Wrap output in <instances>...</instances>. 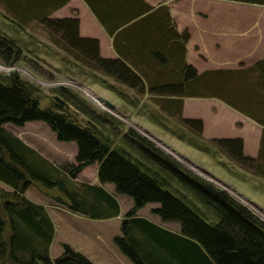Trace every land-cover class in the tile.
<instances>
[{
    "label": "trees",
    "instance_id": "16d2710c",
    "mask_svg": "<svg viewBox=\"0 0 264 264\" xmlns=\"http://www.w3.org/2000/svg\"><path fill=\"white\" fill-rule=\"evenodd\" d=\"M1 1L20 20L40 21L58 36L53 42L84 66L139 93L160 97L157 99L163 102L162 108L195 136L202 137V121L181 115L183 97L217 98L262 126L256 157L243 153L238 137L211 138L209 145L245 171L264 177V59L247 69L198 73L184 62L188 31L177 32L164 13L141 17L151 9L143 0H85L109 35L127 29L121 39L120 58H104L98 53L97 39L78 35L76 17L48 18L69 0ZM232 1L264 5V0ZM0 59L5 65L33 61L14 39L2 33ZM56 93L86 116V124L79 123L72 112L50 98L43 103L39 88L17 74L11 73L8 78L0 74V183L10 188L0 189V264H94L66 243L60 244L58 256H50L53 223L42 205L24 195L34 182L58 190L55 201L70 213L93 220L118 216L117 195L130 199L131 207L119 225L121 234L112 242L132 264H264V220L133 129L92 110L76 94L65 88ZM30 121L47 125L57 141L73 142L75 163L53 165L2 127L5 123L22 127ZM100 125L120 134L174 177L212 209L217 219L201 218L196 209L165 187L159 170L151 175L138 167L126 157L125 147L111 142ZM93 164L97 165L99 184H111L112 194L99 185L75 182L81 170ZM148 203L158 204L150 209L151 215L161 222L178 223L179 231L171 232L137 218L136 212Z\"/></svg>",
    "mask_w": 264,
    "mask_h": 264
},
{
    "label": "rangeland",
    "instance_id": "374dc122",
    "mask_svg": "<svg viewBox=\"0 0 264 264\" xmlns=\"http://www.w3.org/2000/svg\"><path fill=\"white\" fill-rule=\"evenodd\" d=\"M179 4L184 8L179 11L178 16L186 25L193 44H197L200 33L194 20L191 18L192 13L198 15L196 18L201 25L200 28L206 26L213 28L217 21H219L218 23L225 24L226 21L230 22V18L232 17L235 23L233 27L237 30L248 27L257 18L259 11L264 10V7L259 5L232 0H180ZM201 13L206 15V17L202 16ZM7 16L11 18V13L0 0V33L14 39L21 47L22 52L33 59V61L32 63L18 61L10 65L0 63L1 74L10 75L11 73H15L18 76L23 75L25 77L24 81L39 88L40 95L41 92L43 94L42 101L46 104L49 98L51 99V95H58L56 93L57 90L60 88L67 89L81 98L95 112L113 117L118 122V125L133 129L193 174L227 191L238 202L264 220V177L245 171L216 148L209 145L211 138H222L218 137L220 135H232L226 121H223L220 126L216 127L214 122L209 119L202 137L195 136L179 123L177 117L171 116L162 108L163 102H159L161 99H157L147 92L139 93L116 82L101 72L84 66L53 42V38L58 37L57 35L51 34L37 22H30L19 27L16 23L14 24L11 20H8ZM233 36L232 31L221 38L224 41L227 40L225 38H231L234 41L235 37ZM203 38L206 43L212 45L214 37L211 34H204ZM193 62L197 63L196 65L200 69L201 67H207L206 64H201L202 60L200 58L195 57ZM110 86L114 89H110ZM99 98H103L113 104L114 109L99 101ZM183 99H186L185 109L188 116L190 114L196 117L200 113L209 112L208 106L205 102L201 101L205 98L183 97L181 103ZM41 106H44V104H41ZM70 108L72 111H68L76 116L78 122L86 124L88 120L86 116L72 105H70ZM188 116L186 118H193ZM2 127L21 141L29 142L33 149H36L47 160H51L54 165H62L65 162L75 163V144L73 142L57 141L55 134L50 133L51 130L48 126L40 121L26 122L22 127L5 123ZM99 127L103 132L110 135L111 142L125 147V150L128 151L126 157L136 163L138 167L151 175H155L157 170H159L161 177L165 179L163 181L165 187L185 205H191L196 209L201 214V218H206L210 221L217 219L212 209L202 204L193 193L182 186L174 177L160 170L159 167L149 161L134 146L123 140L120 134L114 133L110 129H105L101 125ZM227 129H229L228 132ZM254 145L255 142L248 141L246 146L248 154L253 152ZM85 169L84 174L81 172L78 174L76 183L87 182L93 176V173H95L96 164L90 165ZM105 188L109 189V187ZM0 189L3 188L0 187ZM7 189L6 187L3 190ZM44 192L52 196L53 199L57 197L56 195H59L56 189H47L38 182L32 184L30 194H41L45 197L47 195H44ZM110 192H113V190L110 189ZM117 200L120 208L119 216L122 218L131 207V201L121 195H117ZM53 201L56 203V206H60L55 200ZM154 207H158V204L148 203L139 213L159 223L166 229L174 232L179 231L178 223H161L158 217L151 215L150 209ZM121 218L100 220L93 222L90 226H82L81 229L89 235L87 242L84 236L73 233H68V237L66 236L65 239L77 251L88 252L89 250L92 252L95 257L94 261L98 264H118L115 258L111 256V250L108 245L116 247L112 242V237L121 234L119 229ZM61 233L62 228L60 227L58 238L61 237ZM94 242L97 245L101 242V244L103 243L107 247L104 254L91 247ZM60 253V244L54 241L50 249V256L54 258ZM90 261L93 262L92 260Z\"/></svg>",
    "mask_w": 264,
    "mask_h": 264
},
{
    "label": "crops",
    "instance_id": "0c3cea01",
    "mask_svg": "<svg viewBox=\"0 0 264 264\" xmlns=\"http://www.w3.org/2000/svg\"><path fill=\"white\" fill-rule=\"evenodd\" d=\"M179 1L180 0H143V2L149 5L151 9L148 12L141 15V17L155 13H164L168 18V21L170 22L169 24H171V21L173 22L177 32H181L185 29L187 30L186 25L178 16L179 11L183 10L184 8L181 4H179ZM5 5L6 4H4V6ZM252 5H257V4H252ZM259 6L264 7V5H259ZM6 9L11 13V18H8L7 16V19L11 20L14 24L16 23L19 27L24 26L30 22H37L39 25L43 26L40 23V21L36 19L20 20V18H18L15 14H13L7 7ZM201 15L206 17V15L202 13ZM97 16L98 15H96L88 7L85 0H69L63 6L53 10L48 15V18L61 19L66 17H76L78 19V35L80 37L96 38L98 40V53L101 57L111 58V59L120 58L119 51L122 48L121 39L123 32L127 29H118V31H116L117 33L115 32L112 35H109L105 31L102 23L99 21ZM197 16L198 15L195 13L191 14V18L194 20L195 25L200 33V36L197 44H193L191 41V36L189 35V39L185 43L184 62L194 67L198 73H202L208 70H218V69H238V68L247 69L252 67L256 62L264 59V10L259 11V13L257 14V18L248 27L237 30H235L233 27L235 23L233 22L232 17L230 18L231 21L230 22L226 21L225 24L218 23L219 21H217L213 28L208 26L200 28L201 25L196 18ZM232 31L234 34L233 37H235L234 41L231 38H225V40L227 39L226 41L222 40L221 37L226 36L229 32ZM204 34H211V36L214 37L212 45L205 42L203 38ZM195 57L200 58L202 60L201 64L202 65L206 64L207 67L206 68L201 67L200 69V67L196 65L197 63L193 62V60H195ZM156 98H160V97H156ZM165 98H173V97H165ZM195 98L198 99V97ZM185 101L186 99H183L181 112L184 117H187L188 115L185 109L186 106ZM201 101L205 102V104L208 106L209 112L200 113L196 115V117L194 115L192 116L189 114L188 117L197 118L202 121V126H203L202 134H204L206 130V126L209 122V119L210 121L214 122L216 127L220 126V124L223 121H226L227 127L230 128L232 135H226V136L220 135L218 137L241 138L243 142V153L245 155L256 157L259 148L260 135L263 127L257 124L256 122H254L253 120H251L250 118L246 117L245 115L230 108L224 102H222L217 98L209 97ZM228 124L230 125L228 126ZM228 130L229 129H227V132ZM50 133L53 132L51 131ZM248 141L255 142L254 149L251 154H248L246 150ZM24 143L30 148H32L29 142H24ZM34 150L38 152L36 149ZM39 155L41 154L39 153ZM42 157L44 158V156ZM47 161L53 164L51 160H47ZM87 167H84L82 169L81 171L82 174H84L83 172L86 170L85 168ZM94 172L95 173H93V176L90 179H88L87 182L85 183H88L90 185H99L106 192L112 194L113 192H110V189L113 190V186L111 184L100 185L96 177V169L94 170ZM0 187H2L3 189L7 187L8 188L7 191L10 190L8 186L2 183H0ZM31 187L32 185L28 187L27 190L25 191L24 194L25 197L36 204L42 205L53 223L54 235L51 241L50 249L53 242L56 241L57 244L67 243L74 250H77L73 245L68 243L69 241L65 239L68 233L84 236L87 242L89 239V235L81 229L82 226L87 227L90 226L93 222L100 220H112V219L121 218V216H119L120 208H119L118 216L109 219H100V220L88 219L70 213L62 205L56 206V203L53 201L55 200L56 197L53 199L52 196L47 195L45 192L44 195H47L45 196L47 199L41 194L39 195H34L32 193L30 194ZM105 187H109V189L107 190ZM144 207H142L141 209H143ZM141 209H139L136 212L137 218L145 219L148 222H151L152 224L158 227L171 231L170 229H166L159 223L154 222L150 218L140 215L139 212ZM60 227L62 228V233H61L62 238L61 237L58 238ZM108 246L109 249L111 250L110 251L111 256L115 258L118 264H132V262L125 255H123L118 250V248L110 245ZM91 247L93 249L95 248V250L102 252L103 254L107 250V247H105L103 243L101 244V242L99 243V245H97L94 242L93 246ZM79 252L85 255L89 260H92L95 264H98L94 261L95 257L93 253L90 252L89 250L88 252L79 250Z\"/></svg>",
    "mask_w": 264,
    "mask_h": 264
},
{
    "label": "water",
    "instance_id": "95a60500",
    "mask_svg": "<svg viewBox=\"0 0 264 264\" xmlns=\"http://www.w3.org/2000/svg\"><path fill=\"white\" fill-rule=\"evenodd\" d=\"M0 63H1V59H0ZM4 77L5 78H8L9 75L8 74H4ZM19 77L21 79H24L25 80V77L23 75H19ZM50 97H51V99L53 101H55L57 104H59L60 106H62L66 110H71L70 105L64 99H62L59 95L53 94ZM99 101H101L102 103H104L105 105H107L108 107H110L111 109H114V105L111 104L110 102H108L107 100H105L103 98H99Z\"/></svg>",
    "mask_w": 264,
    "mask_h": 264
},
{
    "label": "bare ground",
    "instance_id": "6f19581e",
    "mask_svg": "<svg viewBox=\"0 0 264 264\" xmlns=\"http://www.w3.org/2000/svg\"><path fill=\"white\" fill-rule=\"evenodd\" d=\"M20 72L23 73V74L27 77V75H26L23 71L20 70ZM35 80H36V79H35ZM36 81H37V80H36ZM39 83H40V82H39Z\"/></svg>",
    "mask_w": 264,
    "mask_h": 264
}]
</instances>
